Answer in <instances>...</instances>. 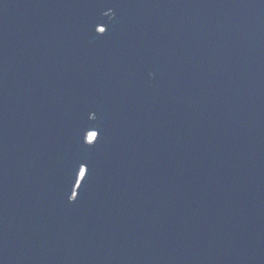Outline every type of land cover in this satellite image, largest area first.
<instances>
[{"label":"water","instance_id":"95a60500","mask_svg":"<svg viewBox=\"0 0 264 264\" xmlns=\"http://www.w3.org/2000/svg\"><path fill=\"white\" fill-rule=\"evenodd\" d=\"M0 264H264V0H0Z\"/></svg>","mask_w":264,"mask_h":264},{"label":"snow or ice","instance_id":"6c2138e0","mask_svg":"<svg viewBox=\"0 0 264 264\" xmlns=\"http://www.w3.org/2000/svg\"><path fill=\"white\" fill-rule=\"evenodd\" d=\"M101 31H103V29H101ZM100 135H102V133H100ZM87 139H88V142L90 144H94L98 140V133L95 131L89 132ZM78 175H79L80 180L85 182L86 181L85 177L90 176V172L85 168H79L78 169ZM75 176H76V174H75ZM75 182H76V180H75ZM77 186L79 187V183H77ZM71 195H72V193H71ZM75 195H76V193H75Z\"/></svg>","mask_w":264,"mask_h":264}]
</instances>
